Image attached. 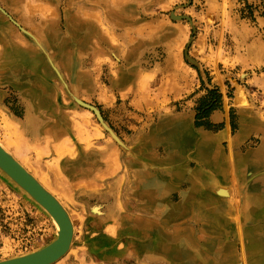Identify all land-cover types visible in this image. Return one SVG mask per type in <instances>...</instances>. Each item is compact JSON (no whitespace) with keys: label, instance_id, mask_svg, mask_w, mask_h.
Listing matches in <instances>:
<instances>
[{"label":"rangeland","instance_id":"rangeland-1","mask_svg":"<svg viewBox=\"0 0 264 264\" xmlns=\"http://www.w3.org/2000/svg\"><path fill=\"white\" fill-rule=\"evenodd\" d=\"M69 18L91 34L72 42L67 56L48 35L64 38ZM212 90L221 103L205 112L199 101ZM214 112L221 115L216 122ZM178 114L189 115L196 130L215 134L226 127L230 136L219 144L226 153L235 150L231 138L239 132L242 148L262 145L264 0H0V142L71 216L73 241L54 264H181L182 237L194 249L195 264H208L200 259L208 249V259H227L228 241L200 242L178 222L181 236L158 237L164 222L151 230L147 218H133L139 207L132 193L150 207L167 192L147 175L131 192L135 171L150 157L136 149L161 120ZM50 125L61 133L45 131ZM167 133L171 140L173 132ZM152 151L164 158L165 142L154 140ZM211 153L221 159L213 148L205 156ZM77 160H94L89 176L105 162L107 173L92 184H73L67 174ZM174 167L152 161L151 168L167 179ZM85 173L79 167L72 178ZM208 187L227 202L221 211L231 219V186ZM184 197L168 213L190 215L187 209L198 205L197 215H211L212 200ZM56 236L51 216L0 170V260L40 249ZM164 245L170 252L165 257L157 254ZM171 251L179 256L169 257ZM237 252V264H243Z\"/></svg>","mask_w":264,"mask_h":264},{"label":"crops","instance_id":"crops-1","mask_svg":"<svg viewBox=\"0 0 264 264\" xmlns=\"http://www.w3.org/2000/svg\"><path fill=\"white\" fill-rule=\"evenodd\" d=\"M68 26L72 30L71 35L68 32ZM89 28L86 27L82 21L69 18L67 20L65 37L63 38V36L54 33L49 34L48 39L52 38V41L58 44L62 43L63 49H61V52H64V54L68 56L71 44L75 42L81 44L88 40L91 34ZM76 30H78L79 33ZM39 100L41 104H45L44 100L40 98ZM220 117V112H214L211 119L213 122H216ZM29 121L31 124L32 119L30 118ZM174 127L178 130L182 129L183 132L181 131L182 133L178 134L179 136H175L174 134L172 136L173 140H170L169 137L171 135L167 133V130ZM44 129L48 132H53V130H55L52 125L49 127L46 126ZM28 131L31 132L32 129L29 127ZM60 131L61 130L58 128L54 132L59 135L61 133ZM190 131L193 134H190ZM243 134V132H239L231 138L235 150L230 153L228 152V154L219 147L220 141L222 139H228L230 136L226 127L215 134L207 132L204 129L196 130L193 128L191 117L183 114L173 115L161 120L151 129L147 138H141V145L136 149L140 151H138L140 154L145 153L144 156L149 154L150 157L147 167L144 163L138 166L135 171L131 192L136 189L135 180L143 178L146 175L148 178H153L154 186H164L167 192L162 199L154 200V205L150 207H148V201L145 198H137V196L132 193V196L136 200V204H138L140 208V210L136 208L137 214L133 218L135 219L136 216L147 218L151 230H156L158 225L164 222L163 230H157L159 233L158 237H160L162 233H167L171 237L181 236L185 231L175 230L178 227L176 224L178 222L185 225L180 229L185 228V230L195 231L189 233L192 236L193 233H195V236L197 235L201 239L200 242L207 238V241L210 243H212V239H219L225 242L228 241L230 249L225 253L227 259L221 260L222 263H220L214 259L215 256L213 254L211 255V259H208V252H211V250L208 249L206 250L207 254L205 253V255L200 258L208 264H237V256L239 258L238 250L242 253L241 260L244 261L243 264H264V173H260L261 170L264 169V142L259 147L242 148L241 144L244 139ZM158 139L159 141H164L166 146L165 156L162 159L159 156H155V158L153 156V142ZM205 139H207L210 149L213 148L214 151L216 149L221 159L217 157L215 153H211L209 157L201 153L202 151L198 149V145ZM93 144H97V146L101 147L104 143L96 140ZM105 157L106 156L103 158ZM152 161L175 166L171 169L170 173L162 172V174H167L168 176L166 177L169 178L161 179L160 174L155 173L151 168ZM93 162L94 160H91L89 163L84 162V164H82L81 160L75 161L74 167H77V169L74 168V171L71 170V172H68L67 177L73 184H79L83 179L87 184L97 182L98 173H107L108 165L105 162L98 173H94V176H89V172L95 167V165H90ZM79 167L84 168L86 173L78 174L75 180H73L72 177L77 174ZM115 179L116 182L121 179V176H119L117 172ZM224 183H228L231 186V219L228 214H222L221 211L222 206H226L227 202H223V200L217 197L213 193L214 191L208 187L213 186L215 188ZM176 192L178 193L175 194ZM188 195H193L195 199L208 198L212 200L210 208H216V211L218 210V214L216 215L217 224L209 213L203 212L202 215H197L201 214V212L195 211L198 210V205L194 206L195 210L190 207L187 209L191 210V212L187 211L189 214L191 213L190 215L183 212L177 214L168 213L169 206L181 202V200L185 198L184 196ZM193 202L194 201L189 204ZM148 208H150L151 211L150 214H147L149 217L146 216V211L147 213L149 212ZM219 230L227 231V236ZM208 232L210 234H208ZM221 233H223L224 236L221 235ZM208 260L212 261L208 262ZM149 262L166 264L162 260ZM199 263L201 264V260H199Z\"/></svg>","mask_w":264,"mask_h":264},{"label":"water","instance_id":"water-1","mask_svg":"<svg viewBox=\"0 0 264 264\" xmlns=\"http://www.w3.org/2000/svg\"><path fill=\"white\" fill-rule=\"evenodd\" d=\"M82 105L95 110L90 105ZM0 170L37 202L57 223V236L30 253L0 260V264H54L70 249L74 225L62 203L46 189L11 153L0 145Z\"/></svg>","mask_w":264,"mask_h":264},{"label":"bare ground","instance_id":"bare-ground-1","mask_svg":"<svg viewBox=\"0 0 264 264\" xmlns=\"http://www.w3.org/2000/svg\"><path fill=\"white\" fill-rule=\"evenodd\" d=\"M33 37V36H32ZM34 38V37H33ZM38 43V42H37ZM39 44V43H38ZM47 55V54H46ZM47 60L50 62V64L52 63V60L50 59V58H47ZM17 65H19V62L17 63ZM53 67V66H52ZM55 68V67H54ZM56 69V68H55ZM55 71H57V70H55ZM64 86H65V83H64ZM78 100V99H77ZM77 102V101H76ZM82 103V102H81ZM96 111H97V109H96ZM97 113H99V112H97ZM99 115V114H98ZM99 117V116H98ZM105 125V124H104ZM106 127H107V124H106ZM109 130H110V128H109ZM108 130V131H109ZM182 129H180V130H178V129H176L175 127L174 128H169V130H167V132H173V135L175 134V136H179L178 134H181L182 132ZM191 134V133H190ZM193 134V133H192ZM172 135V136H173ZM179 139V138H178ZM208 141H207V139H205V140H203L199 145H198V149H200L202 152L201 153H203L204 155H205V151H207L208 150V148H210L209 147V145H208V143H207ZM0 145L6 150V151H8L9 153H11L10 152V150H8V148H7V146H5L4 144H2L1 142H0ZM203 149V150H202ZM12 154V153H11ZM13 155V154H12ZM219 168V167H218ZM35 176V175H34ZM36 177V176H35ZM39 178H37V180H38ZM46 189H48L47 188V186L39 179L38 180ZM59 201H60V199H59V197L58 196H56L55 195V193L54 192H52V190H50V189H48ZM149 191L150 192H155V189L152 187V189L151 188H149ZM232 194V193H231ZM230 195V194H229ZM225 196V195H224ZM245 202V201H244ZM62 203V202H61ZM63 205V204H62ZM253 206V205H252ZM251 206V207H252ZM246 209V208H245ZM210 213H211V217H213V219H214V221L216 222V215L218 214V210L216 211V208H210ZM245 211V210H244ZM69 216H70V214H69ZM70 218H71V216H70ZM52 220L54 221V223L56 224V226H57V230H59V227H58V225H57V223L55 222V220L52 218ZM72 220V219H71ZM237 224V223H236ZM250 224V223H249ZM260 224V223H259ZM73 241V240H72ZM180 241H181V253H180V257L182 258V262H181V264H195V253H194V249L191 247V246H187V244H189V242L187 241V239L186 238H180ZM157 252L155 251L154 252V254H156ZM169 248L167 247V246H162V247H160V249H159V251H158V253L157 254H161L162 256H167V255H169ZM172 253H173V251H171V254H170V256L169 257H177V256H179V253L178 254H174L173 253V255H172ZM154 254H150V255H154ZM197 256V255H196ZM260 264H263V263H260Z\"/></svg>","mask_w":264,"mask_h":264},{"label":"trees","instance_id":"trees-1","mask_svg":"<svg viewBox=\"0 0 264 264\" xmlns=\"http://www.w3.org/2000/svg\"><path fill=\"white\" fill-rule=\"evenodd\" d=\"M199 102V109H203L205 110V112H209L219 107L221 103V96L215 90L208 91L207 96L202 98Z\"/></svg>","mask_w":264,"mask_h":264}]
</instances>
